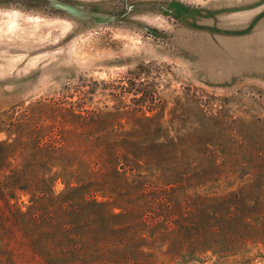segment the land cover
<instances>
[{
  "label": "rangeland",
  "instance_id": "1",
  "mask_svg": "<svg viewBox=\"0 0 264 264\" xmlns=\"http://www.w3.org/2000/svg\"><path fill=\"white\" fill-rule=\"evenodd\" d=\"M0 0V264H264V0Z\"/></svg>",
  "mask_w": 264,
  "mask_h": 264
},
{
  "label": "water",
  "instance_id": "2",
  "mask_svg": "<svg viewBox=\"0 0 264 264\" xmlns=\"http://www.w3.org/2000/svg\"><path fill=\"white\" fill-rule=\"evenodd\" d=\"M52 9L62 12L63 14L82 21H89L94 25H109L115 22V17L107 16L100 13L86 11L81 6L73 3H67L60 0H48Z\"/></svg>",
  "mask_w": 264,
  "mask_h": 264
}]
</instances>
